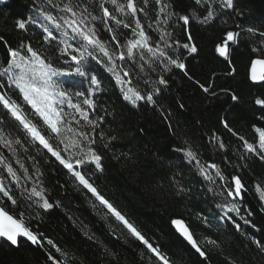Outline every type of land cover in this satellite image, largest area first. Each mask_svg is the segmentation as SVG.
I'll use <instances>...</instances> for the list:
<instances>
[{"label": "snow or ice", "instance_id": "snow-or-ice-1", "mask_svg": "<svg viewBox=\"0 0 264 264\" xmlns=\"http://www.w3.org/2000/svg\"><path fill=\"white\" fill-rule=\"evenodd\" d=\"M4 3L6 0H0V4ZM237 5L238 0H194L193 10L180 14L171 0H41V3L32 0V15L17 17L14 23V31L22 34L18 43L12 44L0 35V45L5 50L4 60L0 62V169L6 173L0 174V239L15 247H20V238L26 239L44 251L45 264H76L68 249L30 226L33 213L29 209L38 206L49 211L60 207L59 201H50L43 179L45 173L40 167L34 165V173H30L19 159L21 149L29 152L32 146L38 155L41 148L45 150L42 154L45 162L55 163L70 174L78 188L88 195L91 207L102 213L103 221L109 222L110 234L116 240L123 237L125 242L132 239L142 245L139 255L143 264H175L161 245L147 237L139 223L95 183L96 174L104 172L103 157L93 147L95 129L104 118L93 120L89 116L95 109L92 97L102 88L101 81L91 74L88 63L89 60L104 63L123 100L133 107L143 104L159 111L170 134L176 137L170 109L158 104L164 90L169 88L171 77L165 73L179 70L210 101L227 97L230 106L235 107L242 100L231 86L218 85L220 77L215 73L203 81L190 74L186 59L199 51L188 31L193 19L201 25L215 24L223 29L214 50L228 64L223 72L225 78L231 79L237 74L230 59V45L238 46L247 38L255 54L250 64V80L264 86V28L245 27L239 22L228 26L229 19L235 21L236 17L244 15ZM142 19L149 21L147 25ZM31 26L40 29L42 45H55L58 57L65 58L64 64H69L70 58L69 67L56 66L47 52L36 47L28 38ZM124 29L130 30L131 38ZM101 31L109 34L108 39H101L98 34ZM180 31L184 32L186 42L178 38ZM146 66L150 72L160 70L155 84L147 78L136 80L134 84L133 73L137 69L144 71ZM73 76L89 80L88 95L65 88L58 79ZM74 97L83 99L73 103ZM262 97L264 94L254 99L261 113L255 116L258 124H253V142L240 135L226 117L220 119L223 128L242 142L244 152L239 154V159L247 160L254 155L264 161ZM177 107L185 109L181 102H177ZM65 108L73 111L66 112ZM81 120L85 125H81ZM85 126L90 131H85ZM115 139L109 137L103 147L109 148ZM208 141L215 142L217 149L227 151L226 144L215 132ZM173 151L181 153L185 162L207 182L205 190L213 196L214 211L193 213L194 221L180 216L172 219L171 224L193 254L201 258V264H210L213 253L222 252L221 242L210 234L213 230L219 233L231 225L235 231L244 233L242 222L259 231L251 220L254 210L245 200L248 189L240 175H225L219 164L202 161L200 150L188 140H181L180 146ZM11 157L16 158L15 164L22 171L13 166ZM225 162L228 163L227 157ZM181 177L182 173L177 172L169 181L172 194L179 198L191 192ZM255 191L259 199L257 210L264 212V185L257 183ZM5 198L19 210H6ZM81 231L87 239L95 238L87 225L81 224ZM248 238L264 257V241L254 236Z\"/></svg>", "mask_w": 264, "mask_h": 264}, {"label": "trees", "instance_id": "trees-1", "mask_svg": "<svg viewBox=\"0 0 264 264\" xmlns=\"http://www.w3.org/2000/svg\"><path fill=\"white\" fill-rule=\"evenodd\" d=\"M36 2L41 3V0ZM171 2L177 13L185 14L193 10L194 0ZM237 6L244 15L236 17L235 21L229 19L228 26L239 22L245 27L264 28V0H238ZM31 8L32 0H6V3L0 4V35H4L12 44L18 43L22 34L14 31L15 20L17 17L32 15ZM148 22L142 19L145 25ZM188 31L199 49L198 54L186 59L192 77L203 81L215 73L220 77L218 85L231 86L242 97L240 104L231 107L227 97L210 101L179 70L165 73L171 77L169 88L164 90L158 104L171 111L170 119L176 128V137H173L159 111L143 104L133 107L124 101L105 64L89 60L88 68L101 81L102 88V91L92 97L95 109L90 111L89 116L93 120L104 118L95 129L96 144L93 147L102 155L104 167V172H98L94 177L95 183L106 196L139 223L147 237L161 245L175 264H201V258L193 254L171 224L172 219L180 216H188L194 221L193 213L214 211L213 196L205 190L207 182L185 162L181 153L173 151L174 147L180 146L181 140L186 139L200 150L202 161L219 164L225 175L238 174L242 177L248 189L245 200L254 210L252 224L259 229L256 231L241 222L244 233L235 231L231 225H227L219 233L213 230L210 234L221 242L222 252L213 253L210 264H229L230 261L232 264H264V257L260 256L248 238L254 236L264 241V212L257 210L259 199L255 191L257 183L264 185V161L254 155L247 160L239 159V154L244 152L242 142L220 123V119L226 117L240 135L250 142L254 141L253 124H258L255 116L261 113L259 106L254 104V99L264 94V86L250 80V64L255 54L251 51L247 38L238 46L230 45V59L237 68V74L234 78H225L223 72L228 64L214 50L215 45L220 42L223 29L215 24L201 25L193 19ZM124 32L129 33L131 38L130 30L124 29ZM29 34L28 38L38 49L47 52L56 66L69 67L72 63L70 58L69 64L63 63L65 58L58 57L54 44L42 45L40 29L31 26ZM98 34L101 39H108V33L101 31ZM177 36L181 42H186L183 31L178 32ZM4 56L5 50L0 45V62L4 60ZM158 74L159 69L150 72L147 66L144 71L137 69L133 73V83L147 78L154 85ZM58 79L65 88L88 95L91 85L87 78L73 76ZM82 99L74 97L73 103ZM177 102L184 103L185 109H178ZM84 107L88 108L86 105ZM65 111L70 113L73 110L65 108ZM81 125H85L83 120ZM73 127L77 125L73 124ZM84 130L90 131V128L85 126ZM213 132L220 135L227 151L217 149L215 142L209 143L208 137ZM109 137L116 139L111 141L109 148H104ZM29 147V152L21 149L19 159L29 168L30 173H34V165L40 167L45 173L43 179L50 201L60 202V207L49 211L38 206L29 209L33 213L30 226L68 249L75 257L76 264H143L139 255L142 245L132 239L125 242L123 237L116 240L110 234L109 222L103 221L100 218L102 213L91 207L88 195L78 188L70 174L55 163L45 162L42 155L45 150L42 148L38 155L35 147ZM15 159L11 157L13 166L22 171L15 164ZM177 172L182 173L183 183L191 188V192L183 198L173 195L170 188V177ZM0 173L6 175L3 169H0ZM5 205L10 212L19 210L6 198ZM81 224L87 225L95 233L93 240L83 235ZM45 261L44 251L24 238H20V247L11 246L0 239V264H45Z\"/></svg>", "mask_w": 264, "mask_h": 264}, {"label": "water", "instance_id": "water-1", "mask_svg": "<svg viewBox=\"0 0 264 264\" xmlns=\"http://www.w3.org/2000/svg\"><path fill=\"white\" fill-rule=\"evenodd\" d=\"M253 83H256V84H257L258 82H253ZM173 227H174V226H173ZM174 229H175V228H174ZM177 234H178V233H177Z\"/></svg>", "mask_w": 264, "mask_h": 264}, {"label": "rangeland", "instance_id": "rangeland-1", "mask_svg": "<svg viewBox=\"0 0 264 264\" xmlns=\"http://www.w3.org/2000/svg\"><path fill=\"white\" fill-rule=\"evenodd\" d=\"M0 174H2V173H0Z\"/></svg>", "mask_w": 264, "mask_h": 264}]
</instances>
